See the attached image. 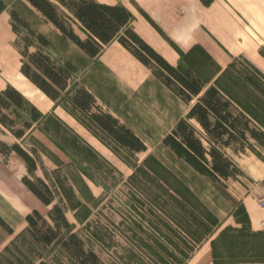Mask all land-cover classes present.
Returning a JSON list of instances; mask_svg holds the SVG:
<instances>
[{"label": "crops", "instance_id": "crops-1", "mask_svg": "<svg viewBox=\"0 0 264 264\" xmlns=\"http://www.w3.org/2000/svg\"><path fill=\"white\" fill-rule=\"evenodd\" d=\"M97 1L125 6L133 16L130 27L141 38L170 64L182 63L190 68L205 87L218 88L264 135V0H212L208 6L201 0ZM21 3L25 9L21 15L52 42L51 54L73 62L78 68L76 80L94 95L99 106L142 139L143 134L164 137L188 112L190 104L118 41H111L91 58L64 39L26 0ZM15 39L9 10H4L0 13V90L7 86L16 88L43 117L21 139L1 129L0 140L9 145L19 143L26 149L36 160L35 175L50 188L51 180L43 167H49L51 172V125H58L65 132L66 158L72 160L73 143L74 150L80 152V166H92L88 157L118 166L117 150L123 147L90 126L81 112L73 109L69 98L67 103L52 101L21 74ZM226 153L241 172L224 187L233 215L240 208L253 237H264V230L259 228L264 208L258 204L264 197V141L249 138L243 152H236L231 146ZM3 158L0 154V217L12 233L30 228L26 216L34 210L50 223L51 205H45L22 181L27 174L24 160L16 153L5 161ZM175 159L170 170L175 178L190 184L193 180H208ZM123 164L128 167L125 161ZM84 175L87 183L97 182ZM211 242H203L184 264H226L215 260Z\"/></svg>", "mask_w": 264, "mask_h": 264}, {"label": "trees", "instance_id": "trees-1", "mask_svg": "<svg viewBox=\"0 0 264 264\" xmlns=\"http://www.w3.org/2000/svg\"><path fill=\"white\" fill-rule=\"evenodd\" d=\"M41 16L58 30L64 39L72 41L91 58L98 56L111 41H118L135 58L151 70L159 80L176 95L190 104L186 115L175 128L162 138V144L174 156L196 173L213 183L226 187V182L241 172L227 153L233 147L236 152L245 150L249 138L264 141L247 115L215 86L205 87L204 82L182 63L170 64L131 27L132 13L123 5L106 4L97 0H26ZM208 6L212 0H201ZM7 7L0 1V13ZM10 24L19 48L20 72L52 101L60 102L65 96L73 109L81 112L92 127L109 135L119 146L133 153L146 151L145 141L131 128L103 110L94 95L76 78L78 68L70 60L51 54L52 42L31 25L16 9H9ZM43 114L23 94L12 86L0 90V130H8L21 139ZM192 121L195 122L192 123ZM16 153L25 162L27 174L23 183L52 211L64 229H70L63 208L54 203L49 185L35 175V158L19 143L7 144L0 140L2 161ZM1 162V160H0ZM29 227L46 243L59 238L58 230L37 210L26 216ZM0 225L12 233L11 227L0 217ZM66 242L85 264H106L92 249L70 232ZM262 248L255 249L249 260L226 264H263ZM37 264H48L41 260Z\"/></svg>", "mask_w": 264, "mask_h": 264}, {"label": "rangeland", "instance_id": "rangeland-1", "mask_svg": "<svg viewBox=\"0 0 264 264\" xmlns=\"http://www.w3.org/2000/svg\"><path fill=\"white\" fill-rule=\"evenodd\" d=\"M0 1L7 11L25 13L21 0ZM62 102L70 101L65 96ZM65 137L62 128L51 125V172L45 165L43 172L70 229L57 221L52 206L50 224L59 232L52 244L30 228L11 234L0 225V264H85L66 242L70 232L106 264H184L209 240L214 256L226 263L252 259L260 246L264 253V237H253L240 208L233 215L223 186L173 176L177 161L161 134H143L144 152L117 150L116 167L89 157L92 166H80L73 143L72 160L66 158ZM84 174L97 182L87 183Z\"/></svg>", "mask_w": 264, "mask_h": 264}, {"label": "built area", "instance_id": "built-area-1", "mask_svg": "<svg viewBox=\"0 0 264 264\" xmlns=\"http://www.w3.org/2000/svg\"><path fill=\"white\" fill-rule=\"evenodd\" d=\"M261 185H262V187L264 188V177H263V179H262V181H261ZM258 204H259V206H260L261 208H264V197H263V198H260V199L258 200ZM259 228L262 229V230H264V220L260 222V224H259Z\"/></svg>", "mask_w": 264, "mask_h": 264}]
</instances>
